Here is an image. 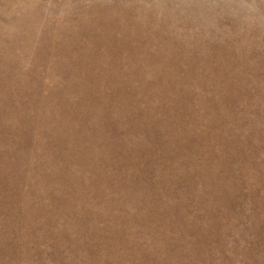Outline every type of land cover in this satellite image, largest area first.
I'll list each match as a JSON object with an SVG mask.
<instances>
[{"label":"rangeland","instance_id":"rangeland-1","mask_svg":"<svg viewBox=\"0 0 264 264\" xmlns=\"http://www.w3.org/2000/svg\"><path fill=\"white\" fill-rule=\"evenodd\" d=\"M0 264H264V0H0Z\"/></svg>","mask_w":264,"mask_h":264}]
</instances>
